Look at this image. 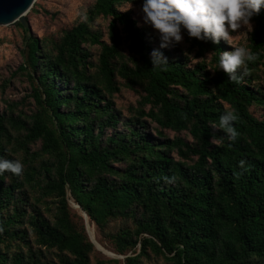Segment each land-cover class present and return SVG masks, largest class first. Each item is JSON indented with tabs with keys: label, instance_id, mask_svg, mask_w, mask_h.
I'll return each instance as SVG.
<instances>
[{
	"label": "trees",
	"instance_id": "trees-1",
	"mask_svg": "<svg viewBox=\"0 0 264 264\" xmlns=\"http://www.w3.org/2000/svg\"><path fill=\"white\" fill-rule=\"evenodd\" d=\"M133 1L94 0L87 21L51 46L26 35L19 68L35 72L39 107L28 119L14 115L13 104L0 110V158L24 156L21 176H0V264H90L95 248L70 199L101 230L117 217L132 223L110 236L118 254L133 250L123 264L150 254L169 264H264V118L250 110L264 107V90L253 84L264 67V8L251 19L249 49L258 59L236 84L219 69L224 40L199 41L184 31L197 57L211 54L209 64L203 58L190 66L119 9ZM98 16L110 18L108 40L92 27ZM86 45L100 46L96 63ZM153 50L168 58L166 71L152 68ZM118 79L140 96L127 116L113 100ZM228 111L238 115L235 142L218 127ZM164 130L186 131L192 140ZM38 140L40 149L31 151ZM50 203L51 218L40 209Z\"/></svg>",
	"mask_w": 264,
	"mask_h": 264
},
{
	"label": "rangeland",
	"instance_id": "rangeland-1",
	"mask_svg": "<svg viewBox=\"0 0 264 264\" xmlns=\"http://www.w3.org/2000/svg\"><path fill=\"white\" fill-rule=\"evenodd\" d=\"M94 0H35L31 9L27 12L26 17L29 21L30 30L26 32L19 24L15 25H0V110L5 109L7 104L14 105V115L22 114L27 117L31 113L37 111L38 105L33 95V87L36 86V78L34 71L31 68L27 70H21L19 66L25 61V54L27 46L25 44L26 35L32 34L44 41L48 42L51 46V42L58 41L63 32L71 26L81 21L80 13L87 14V9L93 4ZM143 0H134L133 2H123L119 5V9L122 11H128L131 16L136 20L137 25L141 28H145L150 35L155 36L158 41V33L151 27L143 22L142 13ZM110 18L98 16L92 22V27L95 30L100 31L103 34V39L108 40V24ZM252 29L254 23L250 21ZM121 36L124 38L122 31ZM183 34V33H182ZM249 36L250 31L246 28H241L236 32H233L231 39L228 42L224 41L225 51L231 52L234 47L244 46L249 49ZM158 41L156 45L158 44ZM90 52V58L92 62H97V57L100 51L99 45H86ZM124 54V60L129 61L130 53L128 52L126 43L121 46ZM185 54L188 58L189 65L192 66L201 59H205L209 64L211 59L210 52L204 57H197L195 49H191L189 43L186 41L183 34V40L181 43L171 47ZM94 68H92L93 70ZM258 78L253 82L254 85L261 87L264 90V67L259 66ZM32 76V77H31ZM120 83V90L113 95V100L116 107L122 112L123 116H127L131 111L137 107L139 100V92L133 88L123 85V81L118 79ZM148 105L146 109H148ZM254 116L258 118H264L263 106H252L250 108ZM149 131L155 134L156 124L149 119ZM13 131V130H12ZM164 134L170 138L179 136L187 141H191L192 137L186 131L174 132L171 130H164ZM14 135H17L13 131ZM41 142L38 140L29 145L31 151L39 150ZM176 156L175 151L172 153ZM16 156L18 160H21L24 156L22 152H17ZM29 199L32 196L29 195ZM72 200V199H70ZM69 200L72 215L75 214L74 220L85 226V231L88 238L93 242L95 250L91 254L90 264H115L114 259L118 260V264L124 263V258L127 255H132L133 250L127 251L126 254H118L114 249L113 240L111 235L116 233L120 228L124 226H132L130 221L121 219L119 217L110 219L104 230H101L92 221L83 222L82 213L79 209L75 208L72 202ZM51 204V205H50ZM47 206L41 205L40 209L48 217H52L53 204L50 203ZM81 217V219H80ZM31 234V232H30ZM103 249L99 248L97 244ZM138 251V247L136 252ZM47 259L53 260L57 263L58 258L54 250L45 252ZM141 264H169V262L163 256H156L150 254L148 257H141Z\"/></svg>",
	"mask_w": 264,
	"mask_h": 264
},
{
	"label": "clouds",
	"instance_id": "clouds-1",
	"mask_svg": "<svg viewBox=\"0 0 264 264\" xmlns=\"http://www.w3.org/2000/svg\"><path fill=\"white\" fill-rule=\"evenodd\" d=\"M264 8V0H143L142 13L144 24L151 26L159 36L160 48L173 47L183 40L186 31L190 38L211 41L219 44L221 40L229 43L233 32L241 28L252 31L251 19ZM82 22L87 15L81 12ZM258 56L247 47H234L219 57V69L227 74L230 82L240 84L248 75L249 62L257 61ZM152 68L166 71L168 58L159 50L151 53ZM238 115L233 111L224 113L219 120L230 141L235 142L240 133L234 126ZM240 167L245 161L241 160ZM24 165L19 160L0 158V176L10 172L21 176ZM165 179H168L165 177ZM174 179V178H173Z\"/></svg>",
	"mask_w": 264,
	"mask_h": 264
},
{
	"label": "water",
	"instance_id": "water-1",
	"mask_svg": "<svg viewBox=\"0 0 264 264\" xmlns=\"http://www.w3.org/2000/svg\"><path fill=\"white\" fill-rule=\"evenodd\" d=\"M35 0H0V25L21 24L30 30L27 12L33 6ZM83 217H87L83 213ZM86 219V218H85Z\"/></svg>",
	"mask_w": 264,
	"mask_h": 264
},
{
	"label": "bare ground",
	"instance_id": "bare-ground-1",
	"mask_svg": "<svg viewBox=\"0 0 264 264\" xmlns=\"http://www.w3.org/2000/svg\"><path fill=\"white\" fill-rule=\"evenodd\" d=\"M71 202H72V204H73V206L75 207V208H77V209H79L78 208V206L75 204V202L73 201V200H70ZM80 210V209H79ZM81 212V211H80ZM82 214H83V212H81ZM86 218V221H88V217H85ZM97 244V243H96ZM97 246L99 247V248H101V249H103L100 245H98L97 244ZM105 252H107L105 249H103Z\"/></svg>",
	"mask_w": 264,
	"mask_h": 264
}]
</instances>
